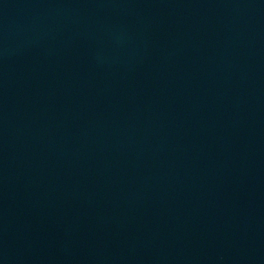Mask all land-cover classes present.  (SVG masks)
<instances>
[{"label": "water", "instance_id": "1", "mask_svg": "<svg viewBox=\"0 0 264 264\" xmlns=\"http://www.w3.org/2000/svg\"><path fill=\"white\" fill-rule=\"evenodd\" d=\"M0 264H264V0H0Z\"/></svg>", "mask_w": 264, "mask_h": 264}]
</instances>
